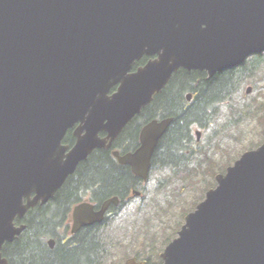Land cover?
Wrapping results in <instances>:
<instances>
[{
    "label": "water",
    "instance_id": "obj_1",
    "mask_svg": "<svg viewBox=\"0 0 264 264\" xmlns=\"http://www.w3.org/2000/svg\"><path fill=\"white\" fill-rule=\"evenodd\" d=\"M262 52L264 0H0V264L3 245L25 229L15 219L47 203L94 150L109 149L176 71L212 78ZM171 121H149L140 147L113 157L146 180ZM75 125L68 149L62 141ZM215 180L162 264H264V140ZM118 202L79 203L71 233Z\"/></svg>",
    "mask_w": 264,
    "mask_h": 264
},
{
    "label": "trees",
    "instance_id": "obj_2",
    "mask_svg": "<svg viewBox=\"0 0 264 264\" xmlns=\"http://www.w3.org/2000/svg\"><path fill=\"white\" fill-rule=\"evenodd\" d=\"M146 61L143 58L136 66ZM242 68L222 71L210 79L200 72L179 70L134 118L133 123L136 121L139 126L153 119H172L153 154V168L158 159L163 166L173 164L174 157L189 150V145L192 156L196 155L198 148L192 130H206L212 125L217 117L214 106L229 100L242 85ZM187 93L192 95L189 102L185 98ZM124 133L125 130L120 136ZM173 173L178 174L176 170ZM135 181L126 167L116 163L110 151L95 150L46 204L35 206L22 219L15 220L16 224L23 223L25 229L13 242L4 244L2 256L8 264H107L114 254L116 240L106 230L117 209L112 207L101 224L84 227L73 235L67 233L68 216L85 198L102 204L117 197L124 204L131 192L129 186L135 187ZM50 239L54 241L52 249L47 243ZM149 259L147 264H158Z\"/></svg>",
    "mask_w": 264,
    "mask_h": 264
},
{
    "label": "rangeland",
    "instance_id": "obj_3",
    "mask_svg": "<svg viewBox=\"0 0 264 264\" xmlns=\"http://www.w3.org/2000/svg\"><path fill=\"white\" fill-rule=\"evenodd\" d=\"M242 70L238 91L215 109L212 125L200 130L190 170L175 175L167 170L151 171L140 189L143 198L131 199L110 220L106 231L116 246L107 264H123L131 257L161 264L159 255L177 237L185 216L215 187V175L224 174L244 152L262 144L264 54L250 58Z\"/></svg>",
    "mask_w": 264,
    "mask_h": 264
},
{
    "label": "flooded vegetation",
    "instance_id": "obj_4",
    "mask_svg": "<svg viewBox=\"0 0 264 264\" xmlns=\"http://www.w3.org/2000/svg\"><path fill=\"white\" fill-rule=\"evenodd\" d=\"M142 61V59L138 62L135 63L134 65V69L133 71H135L138 67H141L145 64L142 63V65H138L136 66L137 63H140ZM187 72V71H186ZM193 72H196V71H193ZM200 73H203L204 75L205 72H200ZM186 98V97H185ZM220 105L217 104L215 105V109H218ZM161 120V119H160ZM149 121L147 122H144L141 126L137 125L136 121H134L133 123V120L130 121L123 129H122V132L125 130L126 131V134L124 133L122 136L121 133L116 137V139L111 143V146L109 149H106V148H103L101 150H107V151H110L111 153V156H112V151H117L119 156H124L128 153H133L136 149H138L140 147V132H141V129L143 128V126L148 123ZM130 123H133L131 126H128ZM77 125H75L74 127H72L71 129H69L64 137L65 139V142H64V139L62 141V144L65 145L66 147H68V149H70L74 144H75V141H76V138L74 136V130H75V127ZM100 137H105V134L103 133H100L99 134ZM161 139V138H160ZM159 139V140H160ZM67 140V141H66ZM159 141L157 142V145L154 149V152L155 150L159 147ZM154 154V153H153ZM191 158H193L192 156V152H191V147L189 145V150H186L182 155L178 156V157H174V161L171 162L173 164H169L167 166H163L162 165V160L161 159H158V164L156 165H153L155 166V168L150 167V169H155V170H167L169 174H174L173 171L176 170V172L178 173H182V172H187V170H190L189 167L190 165L192 164V162H190ZM116 160V159H115ZM117 163V161H116ZM127 168V172L129 174H131L132 177H135L136 178V181H135V187L133 186H129V189L130 191H134V190H138V189H141V188H144L145 185L147 183H145L144 181H142L141 179H139L138 177L134 176L132 174V171H131V168L128 167V166H124ZM77 170V169H76ZM132 194V193H131ZM131 196V195H130ZM85 200H89L88 198H85ZM92 204L94 205L95 209L97 210L101 204H97L95 202H92ZM110 210V208H109ZM109 210H108V215L110 214L109 213ZM71 224H72V218L70 216H68V220L66 222V229H67V233L70 234V227H71Z\"/></svg>",
    "mask_w": 264,
    "mask_h": 264
},
{
    "label": "bare ground",
    "instance_id": "obj_5",
    "mask_svg": "<svg viewBox=\"0 0 264 264\" xmlns=\"http://www.w3.org/2000/svg\"><path fill=\"white\" fill-rule=\"evenodd\" d=\"M178 72V71H177ZM176 74V73H175ZM173 77V76H172ZM92 263V262H91Z\"/></svg>",
    "mask_w": 264,
    "mask_h": 264
}]
</instances>
